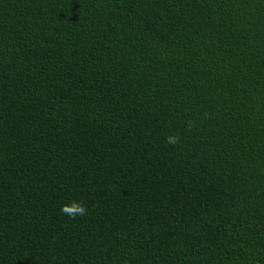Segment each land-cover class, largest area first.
Returning a JSON list of instances; mask_svg holds the SVG:
<instances>
[{
    "label": "trees",
    "instance_id": "obj_1",
    "mask_svg": "<svg viewBox=\"0 0 264 264\" xmlns=\"http://www.w3.org/2000/svg\"><path fill=\"white\" fill-rule=\"evenodd\" d=\"M0 264H264V0H0Z\"/></svg>",
    "mask_w": 264,
    "mask_h": 264
},
{
    "label": "clouds",
    "instance_id": "obj_2",
    "mask_svg": "<svg viewBox=\"0 0 264 264\" xmlns=\"http://www.w3.org/2000/svg\"><path fill=\"white\" fill-rule=\"evenodd\" d=\"M178 141V137L175 135H168L165 137L167 144H175ZM60 211L67 215L70 219L76 216H84L86 213L85 206L78 201H71L70 204L61 205Z\"/></svg>",
    "mask_w": 264,
    "mask_h": 264
}]
</instances>
